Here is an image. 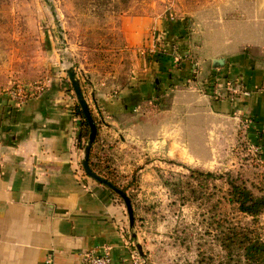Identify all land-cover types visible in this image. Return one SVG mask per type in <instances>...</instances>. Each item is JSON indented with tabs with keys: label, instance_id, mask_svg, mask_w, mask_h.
Listing matches in <instances>:
<instances>
[{
	"label": "crops",
	"instance_id": "1",
	"mask_svg": "<svg viewBox=\"0 0 264 264\" xmlns=\"http://www.w3.org/2000/svg\"><path fill=\"white\" fill-rule=\"evenodd\" d=\"M227 2L199 14L193 30L185 19L165 16L152 31L150 20L131 18L126 38L138 53L134 75L120 99L103 101L114 123V111L125 108L126 142L163 145L182 119L194 131L243 126L264 151V0ZM160 36L168 51L150 54ZM217 58L225 63L217 66ZM228 83L245 92L232 96ZM214 84L224 87L220 95ZM46 94L21 101L0 93V264H81L89 250L108 253L113 264H137L124 204L81 169L74 102L61 90ZM163 95H172L167 111L143 114Z\"/></svg>",
	"mask_w": 264,
	"mask_h": 264
},
{
	"label": "rangeland",
	"instance_id": "2",
	"mask_svg": "<svg viewBox=\"0 0 264 264\" xmlns=\"http://www.w3.org/2000/svg\"><path fill=\"white\" fill-rule=\"evenodd\" d=\"M230 1L225 3L231 5ZM220 2L0 0V93L22 90L49 96L50 92L54 98L61 90L74 102L75 136L85 156V148L79 146L82 124L75 114L80 102L68 74L69 68L75 70L100 123L93 158L101 174L97 173L116 182L131 200L133 223L125 199L114 191L126 210V233L137 264H228L221 231L229 222L253 228L264 240V215L253 222L230 199L228 176L245 181L257 194L264 189V151L243 126L229 127L227 132L194 131L181 119L176 129H169L173 134L166 132L163 145L161 139L132 145L125 141V108L114 111V123L103 104L104 96L111 103L120 99L134 75L137 51L126 38L132 17L150 20L152 31L165 16L185 19L193 30L199 14H212ZM154 40L150 50L163 42ZM171 97L147 102L143 114L167 111ZM81 169L92 178L83 162Z\"/></svg>",
	"mask_w": 264,
	"mask_h": 264
},
{
	"label": "trees",
	"instance_id": "3",
	"mask_svg": "<svg viewBox=\"0 0 264 264\" xmlns=\"http://www.w3.org/2000/svg\"><path fill=\"white\" fill-rule=\"evenodd\" d=\"M165 53L160 54L165 55ZM89 109L97 128L96 137L89 157V165L95 173H100V170H97L96 167L97 163L93 161L96 155V145L99 143L100 123L90 106ZM75 114L80 117L82 124L79 146L80 148L86 149L90 139L91 125L80 104L76 105ZM207 175L211 177L215 176V174L211 172H208ZM105 178L117 186V183L112 179L109 177ZM228 183L231 187L230 199L231 202L236 205V209L250 216L253 222L257 223L261 216L264 215V189H261L260 194H257L251 190L245 181H240L231 176H228ZM218 224L222 225V221L219 220ZM222 227L224 230L221 231V242L227 250V255L229 257L228 264H264V240L259 232L253 228H240V226H237L233 222H229L227 226L223 224Z\"/></svg>",
	"mask_w": 264,
	"mask_h": 264
},
{
	"label": "water",
	"instance_id": "4",
	"mask_svg": "<svg viewBox=\"0 0 264 264\" xmlns=\"http://www.w3.org/2000/svg\"><path fill=\"white\" fill-rule=\"evenodd\" d=\"M215 62L217 64V66H222L225 63V60H224V58H217V59H215ZM68 74H69V76L71 78V81H72V84H73L74 89L76 91L78 100H79L83 110L85 111V113H86V115L88 117V120L90 122V125H91L90 139H89V142H88L87 147L85 149V156H84V159H83V166H84L85 172L89 176H91L92 178L97 180L98 182L108 186L113 191H115L116 193L120 194L125 199V202L127 204L128 211H129V214H130V221H131V223H133L134 215H133L131 200L128 197V195L122 189H120L119 187L114 185L112 182H110L106 178L100 176L99 174L95 173L91 169V167L89 165V157H90V153H91V150H92V147H93V143H94V140H95V137H96L97 128H96L95 122L92 119L88 103H87V101H86V99L84 97V94H83V91L81 89L80 82H79V80L77 78L75 70L73 68H69L68 69Z\"/></svg>",
	"mask_w": 264,
	"mask_h": 264
},
{
	"label": "built area",
	"instance_id": "5",
	"mask_svg": "<svg viewBox=\"0 0 264 264\" xmlns=\"http://www.w3.org/2000/svg\"><path fill=\"white\" fill-rule=\"evenodd\" d=\"M158 41H163L161 44H158V47H155L151 51L154 53H165L167 52V44L164 41L165 39L160 36L157 38ZM174 53L178 57V50L174 48ZM214 86V95H220L221 91L224 87H220L217 85ZM226 89L231 93L232 96H236L237 94H241L245 92L243 87L233 86L230 83L227 84ZM17 97L21 101H25L30 95L28 93H24L22 90H19L15 93ZM250 120L246 125H249ZM81 264H113V259L108 253H99L96 250H89L82 254Z\"/></svg>",
	"mask_w": 264,
	"mask_h": 264
}]
</instances>
